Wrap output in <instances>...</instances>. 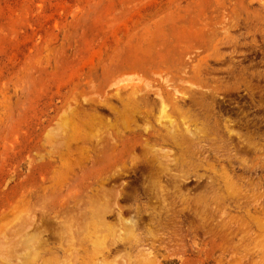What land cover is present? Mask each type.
I'll return each instance as SVG.
<instances>
[{
	"label": "rangeland",
	"instance_id": "1",
	"mask_svg": "<svg viewBox=\"0 0 264 264\" xmlns=\"http://www.w3.org/2000/svg\"><path fill=\"white\" fill-rule=\"evenodd\" d=\"M0 264H264V0H0Z\"/></svg>",
	"mask_w": 264,
	"mask_h": 264
}]
</instances>
